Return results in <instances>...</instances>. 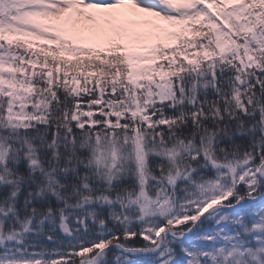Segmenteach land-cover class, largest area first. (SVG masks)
Returning <instances> with one entry per match:
<instances>
[{"label":"snow or ice","instance_id":"obj_1","mask_svg":"<svg viewBox=\"0 0 264 264\" xmlns=\"http://www.w3.org/2000/svg\"><path fill=\"white\" fill-rule=\"evenodd\" d=\"M0 264H264V0H0Z\"/></svg>","mask_w":264,"mask_h":264}]
</instances>
